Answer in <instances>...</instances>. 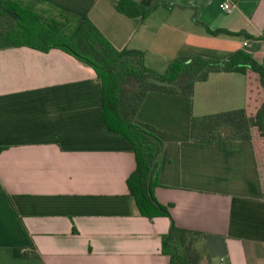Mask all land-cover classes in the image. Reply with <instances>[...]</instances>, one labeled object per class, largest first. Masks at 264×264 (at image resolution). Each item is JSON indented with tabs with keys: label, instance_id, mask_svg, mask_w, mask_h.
<instances>
[{
	"label": "crops",
	"instance_id": "obj_1",
	"mask_svg": "<svg viewBox=\"0 0 264 264\" xmlns=\"http://www.w3.org/2000/svg\"><path fill=\"white\" fill-rule=\"evenodd\" d=\"M41 1L88 17L118 50L145 51L149 67L244 51L247 36L264 65V0H230L229 11L224 0H135L158 2L146 19L116 10L117 0ZM102 90L73 55L14 46L0 31V264H168L171 218L203 234L212 264H264V174L252 142L189 134L193 115L244 106L243 75L211 73L190 97L149 92L137 109L134 122L164 142L154 195L171 218L140 214L126 186L135 156L107 128Z\"/></svg>",
	"mask_w": 264,
	"mask_h": 264
},
{
	"label": "trees",
	"instance_id": "obj_2",
	"mask_svg": "<svg viewBox=\"0 0 264 264\" xmlns=\"http://www.w3.org/2000/svg\"><path fill=\"white\" fill-rule=\"evenodd\" d=\"M157 5L158 2L144 6L135 0H117L115 8L128 16L146 19ZM163 5L170 9L176 4L163 2ZM6 10L14 11L17 17ZM193 16L196 23L202 24L196 7ZM203 26L214 35L230 33L221 28ZM0 31L14 46L42 52L58 48L93 68L102 83L104 122L107 128L128 141L134 153L136 164L126 186L140 214L147 219L171 216L168 208L154 195L164 142L134 122L146 93L190 97L195 83L206 81L211 73L237 72L243 75L244 106L193 115L189 134L191 140L200 143L250 140L257 169L263 176L264 65L247 50L237 49L225 56L196 53L176 57L168 60L162 70H156L146 64L145 51L118 50L88 17L41 0H0ZM247 39L251 37L247 36ZM201 238L202 233L180 228L171 218L168 232L161 237L162 252L168 257V264H212L206 247L199 244Z\"/></svg>",
	"mask_w": 264,
	"mask_h": 264
},
{
	"label": "built area",
	"instance_id": "obj_3",
	"mask_svg": "<svg viewBox=\"0 0 264 264\" xmlns=\"http://www.w3.org/2000/svg\"><path fill=\"white\" fill-rule=\"evenodd\" d=\"M232 2L230 0H224L223 3H220V6L222 7V9L229 11L232 7ZM251 39H245L241 42V46L244 50H247L250 46H251ZM257 44L259 46V48L263 51L264 53V40H259L257 41Z\"/></svg>",
	"mask_w": 264,
	"mask_h": 264
},
{
	"label": "water",
	"instance_id": "obj_4",
	"mask_svg": "<svg viewBox=\"0 0 264 264\" xmlns=\"http://www.w3.org/2000/svg\"><path fill=\"white\" fill-rule=\"evenodd\" d=\"M6 12L9 13V14H10L11 16H13L14 18L17 17V14H16L14 11H12V10H6Z\"/></svg>",
	"mask_w": 264,
	"mask_h": 264
},
{
	"label": "rangeland",
	"instance_id": "obj_5",
	"mask_svg": "<svg viewBox=\"0 0 264 264\" xmlns=\"http://www.w3.org/2000/svg\"><path fill=\"white\" fill-rule=\"evenodd\" d=\"M155 68L156 70H162L163 68H159V67H153Z\"/></svg>",
	"mask_w": 264,
	"mask_h": 264
}]
</instances>
